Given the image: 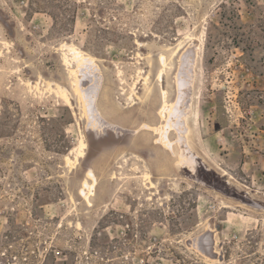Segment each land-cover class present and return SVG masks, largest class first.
Listing matches in <instances>:
<instances>
[{
    "label": "rangeland",
    "instance_id": "rangeland-1",
    "mask_svg": "<svg viewBox=\"0 0 264 264\" xmlns=\"http://www.w3.org/2000/svg\"><path fill=\"white\" fill-rule=\"evenodd\" d=\"M0 264H264V0H0Z\"/></svg>",
    "mask_w": 264,
    "mask_h": 264
},
{
    "label": "bare ground",
    "instance_id": "bare-ground-1",
    "mask_svg": "<svg viewBox=\"0 0 264 264\" xmlns=\"http://www.w3.org/2000/svg\"><path fill=\"white\" fill-rule=\"evenodd\" d=\"M62 49V48H61ZM64 50H66V55H65V65H67L68 64V66H71V57L69 58L68 56L69 55H71V56H73L75 59H77V57L78 56H81L82 55V52H80V51H78V50H76L75 48H73V47H65L62 51H64ZM161 59H163V58H161ZM85 60V59H84ZM73 61V60H72ZM75 61V60H74ZM80 61V60H79ZM164 63V62H163ZM167 65V64H166ZM73 67V66H72ZM166 67V66H165ZM80 69H81V67L80 68H78V70H75L74 68H72V69H70V74H71V76L73 77V78H75V83H73L74 84V86H75V88H76V92H78V93H80V94H83V92L81 93V91H80V88L81 87H79V83L80 82H78L79 80H78V78H79V75H81V74H79L80 73ZM161 75V74H160ZM161 77V76H160ZM77 78V79H76ZM161 79V78H160ZM161 81V80H160ZM30 84V83H29ZM49 84V83H48ZM53 84V83H52ZM31 85V84H30ZM30 85H28V86H30ZM44 85V84H43ZM49 85H51V84H49ZM36 87V86H35ZM51 88H52V85H51ZM40 88H38V91H40L39 90ZM32 91V90H31ZM55 91V90H54ZM56 91H57V93H59L60 94V96L62 97V99L63 100H65V102L66 103H68V104H71L72 103V101H71V98H70V96H69V94H68V92L66 91V89H64L63 87H61V86H56ZM50 93H52V92H50ZM93 102V101H92ZM71 106V105H70ZM81 142L84 144V142H83V140H81ZM81 146V145H80ZM83 147V146H82ZM82 156V155H81ZM77 161V160H76ZM73 163V162H72ZM93 186V185H92ZM87 199H88V196H87Z\"/></svg>",
    "mask_w": 264,
    "mask_h": 264
}]
</instances>
